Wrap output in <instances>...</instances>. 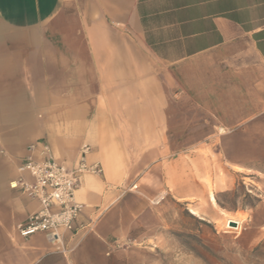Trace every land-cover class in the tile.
<instances>
[{"label": "crops", "instance_id": "1", "mask_svg": "<svg viewBox=\"0 0 264 264\" xmlns=\"http://www.w3.org/2000/svg\"><path fill=\"white\" fill-rule=\"evenodd\" d=\"M41 144L102 169L60 242L17 231L39 202L10 183ZM201 146L218 191L264 178V0H0V264H127L116 243L156 216L164 161Z\"/></svg>", "mask_w": 264, "mask_h": 264}, {"label": "rangeland", "instance_id": "2", "mask_svg": "<svg viewBox=\"0 0 264 264\" xmlns=\"http://www.w3.org/2000/svg\"><path fill=\"white\" fill-rule=\"evenodd\" d=\"M176 157L178 164L165 160L156 177L163 182L151 202L156 216L131 239L116 243L117 249L127 250V264H264V226L257 224L264 220V178L253 184L246 175L230 176L234 185L218 191L226 178L215 146ZM177 179L180 194L189 197L173 192ZM229 217L240 219V227L229 226Z\"/></svg>", "mask_w": 264, "mask_h": 264}, {"label": "built area", "instance_id": "3", "mask_svg": "<svg viewBox=\"0 0 264 264\" xmlns=\"http://www.w3.org/2000/svg\"><path fill=\"white\" fill-rule=\"evenodd\" d=\"M36 146L31 144L29 149L36 150ZM88 150V145L81 146L77 162L72 168L53 157L45 144L40 145L36 155L28 156L21 162L18 170L27 173L29 179L19 176L10 186L20 188L39 202L38 209L17 225L21 236L45 233L50 240L61 241L60 230L70 228L83 207L82 203L75 200L81 176L102 171L98 163L89 164L86 161Z\"/></svg>", "mask_w": 264, "mask_h": 264}, {"label": "bare ground", "instance_id": "4", "mask_svg": "<svg viewBox=\"0 0 264 264\" xmlns=\"http://www.w3.org/2000/svg\"><path fill=\"white\" fill-rule=\"evenodd\" d=\"M211 199L214 201V196L211 194ZM210 199V200H211ZM212 202V201H211ZM240 219L238 218H235V217H229L226 222L228 223V225L230 226L231 224L230 223H233L234 225L236 224L237 226H235L234 228H238L239 226V223H240ZM233 226V225H232ZM240 227V226H239Z\"/></svg>", "mask_w": 264, "mask_h": 264}]
</instances>
